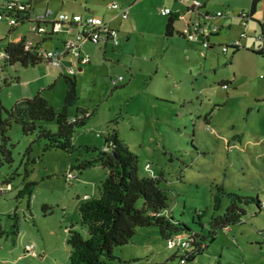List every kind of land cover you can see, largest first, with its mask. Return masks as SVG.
I'll list each match as a JSON object with an SVG mask.
<instances>
[{
    "label": "rangeland",
    "instance_id": "rangeland-1",
    "mask_svg": "<svg viewBox=\"0 0 264 264\" xmlns=\"http://www.w3.org/2000/svg\"><path fill=\"white\" fill-rule=\"evenodd\" d=\"M63 3L68 8L72 0H33V9L42 13L47 9L67 11ZM0 20L1 33V28L10 25L5 19ZM159 20L144 11L136 19L138 28L123 35L122 41L128 45L122 63L109 44L108 55L113 58L105 59L99 53L92 64L77 75L79 99L70 108V114L87 109L92 116L85 127L78 128L74 134L76 150L73 153L57 149L44 151L42 142L24 135L17 123L9 129L12 162L1 158L3 164L0 165V225L4 229L0 236V264L69 262L68 228L71 224L79 227L80 203L86 195L89 198L100 195L99 185L107 173L96 165L80 174L70 171V164L76 165L79 163L76 159L89 157L84 145L101 148L105 135L113 129L129 150L138 155L141 173L157 178L160 186L168 191L171 200L164 213L193 231L202 229L194 221L196 211L201 213L204 223L210 220L218 185H223L227 191L264 200V102L251 99L252 93L261 95L264 80L255 73L264 64V58L241 44L242 49L231 62L238 70L237 79L229 87H223L222 80L235 79L226 68L233 50L225 56L221 47L216 46L210 51L219 64L212 68L216 72L211 70L206 79L202 76L196 81L194 78L191 83L184 78L185 89L180 90L183 97L176 98L180 91L176 93L174 85L169 83L181 77L183 66L190 58L186 53L177 49L169 51V48L187 44L182 38L179 40L176 33L172 39L159 34L156 30ZM21 29L26 30V26ZM231 32L233 34L234 30L223 32L222 37ZM244 33H234L236 35L222 46L241 41ZM16 34L19 35V31ZM258 34L260 32L252 36L247 33V36L255 39ZM243 42L248 44L247 40ZM57 44L51 41L46 47L54 48ZM40 68H22L19 64L5 68L0 74V96L8 103L6 107L13 105L9 100L11 94H21L22 87L14 85L16 83L6 86L3 79L14 80L23 75L20 81H33L28 83L27 92L33 96L36 80L42 78V73L37 71ZM118 76L124 77L121 86L114 84ZM152 86L160 91L150 94ZM65 89L64 81L59 80L41 95L59 111ZM193 90L199 98H192ZM5 180H10V184L6 185ZM29 181L35 183L31 196L20 193ZM228 203L224 198L218 214ZM43 206H46L44 210ZM254 210L255 205L247 207V215L241 223L219 233L210 244L207 241L208 249L187 264H264V209L251 217ZM15 227L16 235L12 233ZM31 244L36 256L26 253V247ZM123 248L119 256L128 260V264H153L167 259L173 252L158 230L151 227L139 228L133 241ZM135 257L139 260L133 261Z\"/></svg>",
    "mask_w": 264,
    "mask_h": 264
},
{
    "label": "trees",
    "instance_id": "trees-1",
    "mask_svg": "<svg viewBox=\"0 0 264 264\" xmlns=\"http://www.w3.org/2000/svg\"><path fill=\"white\" fill-rule=\"evenodd\" d=\"M7 1L0 0V13L5 11L3 4ZM19 5L23 8L21 9ZM254 6L255 1L249 15L252 14ZM8 11L7 17L14 18L16 23H8L11 30L6 38L10 37L19 27L28 26L29 28L28 34L20 41L6 44L4 58L0 60L2 61L1 73L3 69L16 64L22 68H34L41 63L51 64L50 60L43 56V51H45V45L52 41L57 33L37 34L34 37L37 43L33 48L25 49L24 46L31 33L32 19L37 15L33 9V0L15 2L13 8ZM176 20V16H169L165 31L166 37L174 35ZM176 34L177 37L184 38L181 34ZM219 46L222 47V45ZM230 48L233 50L232 55L240 49L238 46H230ZM252 51L264 58V45ZM75 64L79 67L80 61L76 59ZM4 77L5 75L2 78ZM62 78L66 89L60 111L49 104L39 92L16 101L11 107H6L0 102V165L3 164L1 158L9 163L12 162V152L8 148L11 140L8 132L14 123L21 126L24 135L34 136V141L42 142L44 151L57 149L73 153L76 150L73 136L78 128L85 127L92 114L87 110L78 109L77 113L71 116L70 108L79 99L77 79L76 76L68 74L63 75ZM3 80L8 86L17 83L19 77H15L14 80L7 78ZM84 148L90 153L89 157L84 155L83 159H76L79 163L70 164V171L76 170L81 174L88 168L100 165L106 169L107 173L99 185L100 195L86 198L80 203V221L77 223L79 227L76 228V225L71 224L68 228L66 242L71 250L67 264H128L129 261L123 260L119 254L123 251V247L133 241L139 228L149 227L158 230L168 248L169 241L174 239H182L188 244L186 249L169 248L173 251L170 256L153 264H187L192 262L196 255L206 251L219 233L241 223L247 215V207L255 205V210L250 213L251 217L264 209V201L259 196H243L227 191L223 185H218L214 193L213 214L210 220L204 223L201 220V213L196 211L194 221L202 229L201 232L193 231L181 221H176L172 216L164 213L171 200L168 191L160 186L157 178L144 176L141 173L138 166V155L129 150L116 129L105 135L101 148L90 145H84ZM30 149L29 147L28 150ZM112 149H114L113 154ZM25 174L27 177L28 172L26 171ZM4 183L9 185L10 180H5ZM34 186L35 183L29 181L20 193H28L31 196ZM224 198H227L229 203L224 211L218 214ZM45 208L46 206H43V210ZM17 232V227H15L12 233L16 235ZM179 233H184V235L179 236ZM2 234H4V229L0 225V236ZM115 249H118L117 253ZM138 260V258H133V261Z\"/></svg>",
    "mask_w": 264,
    "mask_h": 264
},
{
    "label": "crops",
    "instance_id": "crops-1",
    "mask_svg": "<svg viewBox=\"0 0 264 264\" xmlns=\"http://www.w3.org/2000/svg\"><path fill=\"white\" fill-rule=\"evenodd\" d=\"M199 1L203 3V7L200 9L202 13L212 14L220 10L222 11L230 10L232 12V15L229 17L217 18L214 21L215 23L221 26V30L219 31V33L211 37L210 46L205 47L200 42L187 41L184 38H182L183 39L182 40L181 38L176 36L179 40L184 41L187 45H179V46L171 45L170 48L168 47L169 51L177 49L181 51L182 53H186L188 57L190 58V61L185 66H183L181 77L178 80H171V82L169 83V84L174 85V87L176 88V93L180 90L185 89L184 78L187 77V82L191 83L194 78L196 81H198L202 76L206 79L207 76L210 75L211 70L213 71V73L216 72V69H212V68L218 67L219 64L210 51L216 46L222 45L224 42H226L227 44L228 40H230L231 38L234 37V35H236L234 33H238V35H240V32L246 33V36L243 37V39L240 42H242L241 44H244L245 46H247L246 48L251 49V51L253 50V48H256L257 44L258 46L264 45V40L262 41V43H258V41H256L255 39H253V37H251L252 34H257L259 32H262V30H264V26H263L264 24V0H199ZM254 1H255V6L251 14V19L249 21L247 20L246 22H243V20L240 19V14L242 13L248 14L253 9L252 5ZM112 2H118L119 4L123 6L129 7V15L126 19L120 18L114 9L109 8V5ZM64 3L62 7L64 6ZM163 7H170L173 10V12L184 11L187 7V2L182 1V0H72V3L68 8L64 6V9H66L67 11H61V12L69 13V14H79L82 16L94 15L97 17H101L105 20H109L111 26L116 28L119 31L120 43H119V46L117 47L112 46V52H116V54H118L117 60L119 61V63H122V59L127 54L126 45H128V42L122 41L123 35H126V34L129 35V33L132 30H135L136 28H138L136 27V24H135L136 19L144 11H149L151 14L157 16L160 19L156 25V30L159 34L160 33L165 34L169 16L162 15L161 10ZM36 12L37 11H35V14L42 13V12H37V13ZM32 16H34V14ZM192 16L193 14L191 11L185 12L186 19H189ZM6 24L9 25L7 22ZM184 24H185L184 20L177 19L174 22L173 32L179 33V31L183 29ZM20 28L22 27L17 28L14 31V33L10 35V37L8 38H6V36L11 30L10 27H7L6 29L1 28L0 42L5 40V38L6 40L0 43V52L5 51L4 49L8 42H18L23 36H26L28 34V28H29L28 26H26V30H22V29L19 30ZM232 29L234 30L233 34L231 32V33L225 34L222 37L223 32L225 31L230 32ZM17 31H19V35L16 34ZM75 33H76L75 29L72 30L71 33H67V32L57 33L53 37L52 41H57L58 44L55 45L54 48L46 47L45 45L44 50L59 49L60 43H62L63 45L64 42L67 39L73 37ZM247 33L251 34V36H247ZM172 37L173 36H171L170 39H172ZM220 37H222V39ZM244 40H247L248 44H245L243 42ZM109 44L111 43L110 42H100V43L85 42L82 45V51L84 54H87L90 57V61L89 63L85 65H81L79 67L75 64V62H73V59H72V57L73 58H76V57L70 53H66L62 57V67L57 68L51 64H45V65L41 64L40 66L42 67V69L40 68V66H38L40 69H38L37 71L42 73V78H38L36 80V85L34 87L35 88L34 90L36 91V93L38 92L42 93L46 91L48 88H52L53 83H58L59 80H63L62 77L63 75H67L66 69L69 68L70 66H73L77 69V73L73 74L74 76H76V79H77V75L81 74L83 70H86L87 68L85 66H90L92 64L93 58H95L99 53H102V56L105 59L113 58L112 56L108 55V51H109L108 45ZM149 49H152V48H149ZM241 49H239V51H237L235 54L231 55L229 65L226 66V68L229 69V72L232 73L235 78V79H232L230 77H227L225 81L222 80V82H224L223 84L225 83L228 84L227 87H229V85L237 79L238 70L234 67V65L231 64V62L233 63L232 60L234 59L235 55L238 52H240ZM126 65L127 64H125V66ZM36 68L37 67H34L33 69H36ZM43 69L45 70L44 73H43ZM96 69H98V66L96 67ZM110 69H112L111 66H110ZM4 70L5 69H3V72ZM1 71L2 70H0V74H1ZM262 74H264V64H261V66L257 68L256 73H255V75H258L261 80H264V77L261 76ZM68 75L71 76L72 74H68ZM255 75H254V79H255ZM22 76L23 75H19V81L16 84H14V85H19L22 87L21 88L22 93L19 95L11 94L12 97L11 99H9L14 103L20 99L27 98L30 96L27 93L29 92L28 83L33 82V81L29 79L20 81V78H22ZM150 79H152V77ZM123 80H124V77H123ZM52 81L53 83H51ZM261 84H262L261 95L258 96L256 93H252L251 95L252 100L255 99L256 101H259L258 99H260L264 102V81ZM118 86H121V84H119ZM164 90H165V93H167L168 91L167 87H164ZM143 91H145V89ZM159 91H160V88L156 86L155 87L152 86V88H150L149 90L150 94H154L153 92H159ZM192 95H193L192 98H196V99L199 98V94L196 93L194 90L192 91ZM182 97L183 95L181 91L180 93H177L176 98H182ZM44 98L47 99V97H44ZM0 102L5 106H7L8 104L5 101H3L1 96H0ZM84 110H87V109H84ZM74 115H71V116H74ZM142 174L145 176L144 173ZM135 258H138V257H135Z\"/></svg>",
    "mask_w": 264,
    "mask_h": 264
},
{
    "label": "built area",
    "instance_id": "built-area-1",
    "mask_svg": "<svg viewBox=\"0 0 264 264\" xmlns=\"http://www.w3.org/2000/svg\"><path fill=\"white\" fill-rule=\"evenodd\" d=\"M21 0H8L4 2L3 13H0V19H5L7 23L15 24L16 20L14 18H8L9 9L13 8L15 2H20ZM187 2V7L184 11L173 12L170 7H163L161 12L162 15L170 16L175 14L180 20H184L185 24L181 30V34L188 40L194 42H201L205 47L210 46V38L212 35L216 34L220 30V25L214 21L217 18L229 17L232 15L230 10L217 11L212 14H205L200 11L203 7V3L199 0H182ZM22 9L23 6L19 5ZM109 8L114 9L117 15L126 19L129 15V7L123 6L118 2H112ZM191 11L193 16L189 19L185 18V12ZM248 14H240V19L246 22ZM33 23L31 24V33L25 41V49L33 48L37 40L34 39L35 35H43L45 33L56 34L59 32L71 33L72 30H76L73 37L67 39L62 47L54 50L43 51V56L50 60L51 65L54 67H62V57L66 53L74 55L81 65L87 64L90 61V57L84 54L82 51V45L85 42H110L113 47H117L120 43L119 31L112 27L109 20H105L101 17L94 15L82 16L79 14H69V13H55L51 9H47L44 13L37 14L33 17ZM76 26L75 28H73ZM244 35V34H243ZM264 39V33L257 37V40ZM230 46L240 47V41H232L229 45L222 47V52H228ZM4 52H0V60L4 58ZM67 74H75L77 69L70 66L66 69ZM264 77V74L261 75ZM123 80L122 76L117 77L114 80V84L118 85L120 81ZM226 87V86H224ZM106 150V148H104ZM169 248L179 247L181 249H186L188 244L182 239L170 240L168 243ZM34 245H28L26 247V253L33 256L36 255L34 252ZM185 262L184 260L182 261Z\"/></svg>",
    "mask_w": 264,
    "mask_h": 264
},
{
    "label": "clouds",
    "instance_id": "clouds-1",
    "mask_svg": "<svg viewBox=\"0 0 264 264\" xmlns=\"http://www.w3.org/2000/svg\"><path fill=\"white\" fill-rule=\"evenodd\" d=\"M173 15L176 16L175 14H173ZM248 15H249V13H248ZM164 16H165V15H164ZM177 19H178V18H177ZM250 19H251V15L248 16L247 20L249 21ZM247 20H246V21H247ZM220 30H221V26H220ZM220 30H219V31H220ZM219 31H218L217 33H219ZM180 32H181V31H179V34H181ZM217 33H216V34H217ZM262 33H264V30H262V32H260L259 35H261ZM181 35H182V34H181ZM214 35H215V34H214ZM259 35H258V36H259ZM182 36H183V35H182ZM212 36H213V35H212ZM244 36H246V33H244ZM258 36L255 37V40H256V41H259V40H257V37H258ZM183 37H184V36H183ZM184 38H185V37H184ZM185 39H186V38H185ZM210 39H211V38H210ZM186 40H187V39H186ZM187 41H188V40H187ZM260 41H261V40H260ZM193 42H194V41H193ZM200 43H201V42H200ZM210 45H211V41H210ZM228 45H229V44H228ZM118 46H119V45H118ZM222 47H223V46H222ZM222 47H221V49H222ZM256 48H259V46L256 47ZM240 49H241V43H240ZM229 50H230V49H229ZM229 50H228V52H229ZM221 51H222V50H221ZM228 52H226V53H223V52H222V53L226 55ZM88 63H89V62H88ZM84 65H85V64H84ZM80 66H81V64H80ZM76 73H77V72H76ZM76 73H75V74H76ZM262 75H263V74H262ZM118 77H119V76H118ZM122 81H123V80H122ZM120 82H121V81H120ZM120 82H119V83H120ZM118 85H119V84H118ZM118 85H117V86H118ZM224 86L227 87V85H224V84H223V87H224ZM86 198H88V196H86Z\"/></svg>",
    "mask_w": 264,
    "mask_h": 264
},
{
    "label": "water",
    "instance_id": "water-1",
    "mask_svg": "<svg viewBox=\"0 0 264 264\" xmlns=\"http://www.w3.org/2000/svg\"><path fill=\"white\" fill-rule=\"evenodd\" d=\"M112 154L114 153V149H112V152H111Z\"/></svg>",
    "mask_w": 264,
    "mask_h": 264
}]
</instances>
